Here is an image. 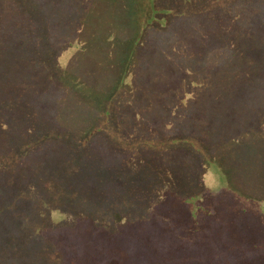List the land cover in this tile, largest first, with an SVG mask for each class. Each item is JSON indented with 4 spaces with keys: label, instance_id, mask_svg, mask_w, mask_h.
I'll use <instances>...</instances> for the list:
<instances>
[{
    "label": "trees",
    "instance_id": "obj_1",
    "mask_svg": "<svg viewBox=\"0 0 264 264\" xmlns=\"http://www.w3.org/2000/svg\"><path fill=\"white\" fill-rule=\"evenodd\" d=\"M242 1L253 4V9L263 4ZM178 8L184 12L173 9L157 19L161 11L157 0H0V190L11 197L7 201L0 194V215L8 205L13 223L26 216L37 222L32 204L26 202L31 193L26 187L15 190L28 185L25 170L37 174L43 168L47 194L37 207L45 206L51 196L58 208L68 200H88L91 207L79 215L76 227L67 224L59 232L48 234L41 222L11 230L0 246V264H130L120 257L101 263L87 248L55 253L50 242L58 240L64 246L70 243L67 238L91 236L92 228L98 227V222H91L104 226L108 215L121 221L117 199L129 188L136 189L132 193L141 200L129 204L133 213L128 212L122 228L144 238L157 256L156 264H237L235 248L244 255L254 248V239H260L264 248V30L254 32L264 20H253L264 14L241 10L233 20L225 17L217 28L209 25L207 38L218 46L202 51L184 45L172 34L171 25L179 15L206 18L210 12L214 19L223 17L222 7L205 0L202 4L179 0ZM135 12L139 30L121 31L123 23H133ZM243 15L250 19L251 30L234 26L236 17ZM99 37L103 43L95 47L74 45V40L86 44ZM68 46L77 50L66 51ZM143 49L149 51L145 59ZM201 52L204 55L198 59ZM61 56L66 58L63 66ZM136 59L145 61L140 66ZM90 75L109 89L98 101L104 106L100 114L104 118L91 127V120L79 121L85 93L101 96L87 80ZM124 112L126 120L135 121L119 131L121 123L109 120H121ZM30 119L32 126L26 122ZM216 120H225L223 128ZM57 123L65 133H58ZM82 125L83 133L76 136ZM168 127L171 130L165 131ZM97 131L107 136L91 139ZM54 137H63V151L72 149L76 154L56 155L52 150L60 145L53 144ZM135 157L141 163L126 167L125 160ZM177 163L183 165L181 172ZM132 167L143 169L146 179L141 184L126 175ZM165 181L169 193L161 189ZM19 197L25 202L17 203ZM40 229L47 232V240L29 257L30 239L20 240ZM178 229L190 239L180 236ZM233 233L237 240L226 238ZM221 247L223 254L217 252Z\"/></svg>",
    "mask_w": 264,
    "mask_h": 264
},
{
    "label": "rangeland",
    "instance_id": "obj_2",
    "mask_svg": "<svg viewBox=\"0 0 264 264\" xmlns=\"http://www.w3.org/2000/svg\"><path fill=\"white\" fill-rule=\"evenodd\" d=\"M204 0H191V3H195V4H202ZM208 3H210V5L213 6H220L221 11H223V13L225 14L223 17L220 18H215L212 15L213 13H210L206 16L205 15H195L194 18H191L188 15H179L176 17L175 15V20L172 23L171 27L173 29V35L175 34V36L182 41V43L184 45L189 46L190 48L193 49H201L202 51L209 49L210 47H213L214 45L218 46V43L216 41H212L210 38H207L209 31L212 30L210 29L209 25H215V28H217L220 24H224L225 22V17L226 18H230L231 20H233L235 18V14L236 13H240L241 10H251L254 13L257 14H264V0H257L259 1V3H261V1L263 2V4L260 6V9H253L252 7L254 6L253 4H248L247 6L244 5V2L242 0H205ZM240 2V3H237ZM157 3L159 5V9L161 10L160 13L158 14V16H156L157 19H161L162 17H164L166 14H164V12L166 11H172L173 9L177 10L178 14L183 13L184 11L179 10L178 6H179V0H157ZM128 5V4H127ZM124 5H121V8H123ZM133 8V5H132ZM181 8V7H180ZM214 9H216L215 7H212ZM133 9H137V7H134ZM205 10V9H203ZM176 12V11H175ZM189 15H194V13H192L193 11H187ZM204 12V11H203ZM99 14H96L95 16H97ZM234 16V18H233ZM139 18V13L137 14L136 12L134 13V21L133 23H123V25H121L120 29L121 31H129L130 29H136L139 30V25H137V19ZM213 18V19H212ZM253 20L257 21V22H261L260 20H264V16L260 17L259 19L257 17L253 18ZM252 20V22H253ZM237 21V22H236ZM250 21V19L246 16L243 15L241 17H236V19L234 20V26H239L242 24V28L244 30L249 29L251 30L252 25L249 26L248 22ZM240 22V23H238ZM134 24V25H133ZM260 26H258L255 31H262L264 30V26L262 25V23H259ZM68 29L71 28V26L69 24H67ZM217 31V30H216ZM241 36V34H240ZM240 36H238L237 38H239ZM124 36L121 38L123 39ZM210 40V41H209ZM74 45L75 46H79L80 49L82 47H90L93 46L95 47L96 44L100 45L103 43V37H99L96 38L94 41H88L86 44L83 42L82 44L78 43V40H74ZM157 42V41H155ZM69 42H67L68 44ZM245 38H243L241 36V45L245 44ZM70 44V43H69ZM145 44V39H142L141 42L139 43V47L143 48ZM250 44V43H249ZM158 46V45H157ZM69 48L66 51H71V47L72 46H68ZM249 47V45H248ZM100 49V48H98ZM76 51L77 49L72 47V51ZM65 51V52H66ZM142 51H144V53L141 55V58L145 59L147 57V55L149 54L148 50L143 49ZM64 53V52H63ZM213 54L218 55L219 52L217 50H215L213 52ZM13 55L14 54H10L8 56V58L10 60L13 59ZM154 55H156V53H154ZM198 56V59L200 57H202L204 55L203 52H201L200 54H196ZM227 55V54H224ZM238 56L240 57V60L242 59L240 56V53L238 52ZM138 58V57H137ZM66 58H63L62 56L60 57V63L63 66V63L65 62ZM134 62H136V65H142L143 62L145 60H139L136 59L133 60ZM154 62V61H153ZM149 64H153L150 63V60L148 62ZM133 73V72H132ZM130 74V73H129ZM139 74H141V72H139ZM128 75V74H127ZM87 80L90 81V84L92 83V88L95 90V92H99L101 94V96H96L95 95H91V93L89 92V94L85 93L86 96V105H84V111L81 114V120H85V121H90V127L93 126V121L96 122L97 120H103V116H100V114H102L103 112H105L104 106L101 107V103L98 102L99 100H102L101 98L105 95L104 93H106V91H108L109 89L106 87L105 84H101L98 82L97 78L93 77L92 75L90 76H86ZM78 81V79H76ZM131 92V91H130ZM129 92V93H130ZM103 93V94H102ZM141 94L142 92H138L137 94V98L140 99L141 98ZM129 95V94H127ZM126 97V94L124 95V98ZM104 104V101L103 103ZM123 107V106H122ZM124 109V107L122 108ZM113 113V112H112ZM126 113L124 112L121 115V120H109V124H114V125H118V122L121 123V126L119 127V131H125L127 128L131 127L132 123L135 120H126ZM188 113V112H185ZM259 119V118H258ZM67 120L70 122L71 120H69V118H67ZM65 120L67 123L68 121ZM26 122L28 123L29 126H32L34 124V121L30 120H26ZM62 122V121H61ZM216 122H220L222 124V126L220 127L223 128L224 124H225V120H219ZM59 126V123H57ZM119 126V125H118ZM30 128V127H29ZM38 128V127H37ZM59 126V128H57V131L59 134L61 133H65V131ZM83 125L81 127V129H77V131L74 132V134L76 136H79L83 133ZM165 131H169L171 130L170 127L164 129ZM145 131H147L148 133H152V129H148V127L145 128ZM145 132V134L147 133ZM103 134L105 137L107 136V134L104 131H97L95 133H93L92 138L94 139L95 137L97 138L98 135ZM167 134V133H165ZM36 136V135H33ZM152 136H156V135H152ZM63 137H54L53 138V144H55V146L60 145L59 147L53 149L52 151H54V153H56V155L60 156H66V157H71L72 154H76V152L72 151V149H67L68 151H63L62 149V145H64L66 142H62ZM168 144V143H167ZM146 147V145H144ZM169 146V145H167ZM73 148V147H72ZM103 149V148H102ZM101 149V150H102ZM37 150V148L35 149V151ZM74 150V149H73ZM50 150L47 149L46 152H49ZM30 152H32V150H28L27 154H30ZM50 153V152H49ZM79 155V154H78ZM134 156V155H133ZM135 159L133 158H129L128 160H125V162H127L126 167H131L133 165V163H137L140 164L141 159L135 157ZM144 161L147 160V158L143 159ZM167 160V159H166ZM102 163V162H100ZM120 164V163H119ZM196 163H194L195 165ZM187 165V163H186ZM139 168L141 167H137L134 168L132 167L126 174L130 179H132L136 184H141L140 182H143V180L146 179V176H142L143 173V169H141V172L139 171ZM176 168L181 172L183 169V165L182 164H176ZM192 168L195 169V166H192ZM97 172L94 171L97 175L100 174L98 172H100V167L96 168ZM43 172H38L40 174H33L31 172H27L25 170V173L30 175L29 177V182L28 185L25 186H18L15 190V192H18L21 190V188L26 187L27 191L31 193V196L29 199H26L28 206H30L32 204L31 207V215L33 216V220H37V222H41L42 224L44 223V226L47 228H49V233H52L53 231L55 232H59V230L64 229L65 225L70 224L72 227H76L78 225L77 222V218L79 217V215L86 213L87 211H90L91 207H89V202L88 200H86V203L84 202H77V201H65L62 204L64 206L58 208L57 205L55 204V197L52 196L49 197V199L46 202L45 206L42 207H37V201L39 199L44 198V196H46L47 194V189L44 186V180L47 178L45 177L46 173L45 170L46 169H42ZM204 170V169H203ZM202 170V171H203ZM84 173V171H83ZM137 175V176H136ZM39 178L41 179V181H39ZM124 181H126L125 178H123ZM162 191L169 193V188H168V181H165L162 184L161 187ZM136 189L134 188H129L127 190V192L123 193V196H121L119 199H117L118 202V206H120L118 208V210L122 213L121 216H123L124 218L121 219V221L117 222V220H115L114 218L110 217V215H108L107 213V217H105V221L104 222V226H101L99 223V221H93L91 223H95L98 222V227L101 228L100 230L98 229V227L94 226L92 228V235L89 236L90 234L86 235L85 238L81 237V236H75L73 238H67L65 241L70 242L65 244L64 246H60L58 240H53L50 241L51 244L53 245L52 248V252H61L64 251L66 253H68V248L70 247H74V249L78 250V251H85V248H87L88 252L91 253V256L93 257V259L95 258L96 260H99L101 263H106L107 261H109L112 257H120L123 258L124 262H129L130 264H156V257L154 256L153 253L150 252L149 250V246H146V244H144V238L139 234V233H132V234H128L127 230L125 228H122L123 224L126 223V215L128 214V212L130 211L131 213H133V211H131V209L129 208V204L132 201H140L141 199L138 197L137 193H132V191H134ZM0 190V194H1ZM45 192V194H44ZM179 193H184V190H179ZM19 195L23 196L25 194L19 193ZM9 195L7 193V196H3L1 194V198H7L6 200H9ZM11 198V197H10ZM141 198H144V196H142ZM140 199V200H137ZM35 200V202H34ZM25 199H23L22 197H19L17 199V203H24ZM100 207H104L105 208V204L104 202H99ZM179 205V204H177ZM41 206V205H40ZM223 207H220V209H222ZM26 209H28V207H26ZM30 209V208H29ZM4 211L2 212V214L0 215V246H4L5 244V238L8 237L9 232L11 230L14 229H19V225H28V224H34L37 223L35 221H30L28 219V217H22L21 219H16L14 220V223L12 221V217H11V213L8 212L9 206L7 205V207L5 206V209H3ZM38 210V211H35ZM113 210H107V212H112ZM183 215V212H182ZM136 217V216H134ZM39 226H42V224L38 223ZM106 225H110V226H114L116 227L115 230H111L110 228H106ZM15 227V228H14ZM131 228V227H129ZM7 229V231H6ZM25 229V228H24ZM241 231V230H240ZM179 235L180 236H186V238L189 240L190 237L188 235L185 234V231H181L178 229ZM238 231L234 232L237 233ZM245 233L248 232H253V231H244ZM233 234L231 235H227V239H233ZM255 234H249L252 235L253 237H259V233L256 234L257 232H253ZM89 236V237H88ZM30 239V246L29 248L31 249V251L28 253V256H34L35 254L32 253L35 248H38L40 246H42V244L44 243V241L47 240V232H45V230L41 231H31L28 232L24 238H22L20 241H26V238ZM193 238V237H192ZM191 238V240H192ZM233 240H237V239H233ZM85 243L82 247V243ZM76 242L78 245H76ZM253 246L248 252H246L244 255L238 253L239 250L238 248H235V252L234 250V255L238 258V260L236 261V263L238 264H247L248 261H255L259 262V260L264 261V255L262 254V252H264V248L262 247L261 241L260 239H254L253 240ZM126 249V252L124 253L123 251H119V250H123ZM233 249V248H232ZM223 248H218L217 252L219 254H223L222 253ZM55 252V253H56ZM58 256V255H56ZM76 256L78 258H82V253L76 254ZM21 263V261L19 262V264ZM214 264V263H212Z\"/></svg>",
    "mask_w": 264,
    "mask_h": 264
}]
</instances>
